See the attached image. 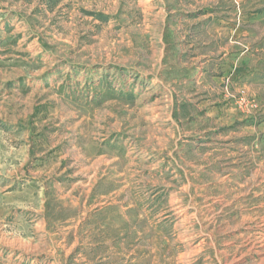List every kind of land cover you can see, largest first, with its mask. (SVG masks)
Here are the masks:
<instances>
[{"label": "rangeland", "instance_id": "1", "mask_svg": "<svg viewBox=\"0 0 264 264\" xmlns=\"http://www.w3.org/2000/svg\"><path fill=\"white\" fill-rule=\"evenodd\" d=\"M0 9V264H264V0Z\"/></svg>", "mask_w": 264, "mask_h": 264}, {"label": "crops", "instance_id": "2", "mask_svg": "<svg viewBox=\"0 0 264 264\" xmlns=\"http://www.w3.org/2000/svg\"><path fill=\"white\" fill-rule=\"evenodd\" d=\"M1 10V9H0ZM13 15H15L14 13H12ZM188 16V14L187 15H185V17H187ZM4 19H6V18H4Z\"/></svg>", "mask_w": 264, "mask_h": 264}]
</instances>
